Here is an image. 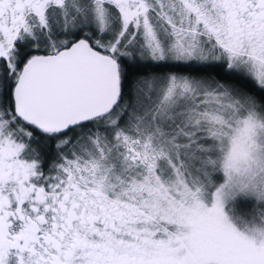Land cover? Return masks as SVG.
Wrapping results in <instances>:
<instances>
[{
    "label": "snow or ice",
    "instance_id": "obj_1",
    "mask_svg": "<svg viewBox=\"0 0 264 264\" xmlns=\"http://www.w3.org/2000/svg\"><path fill=\"white\" fill-rule=\"evenodd\" d=\"M0 264H264V0H0Z\"/></svg>",
    "mask_w": 264,
    "mask_h": 264
}]
</instances>
